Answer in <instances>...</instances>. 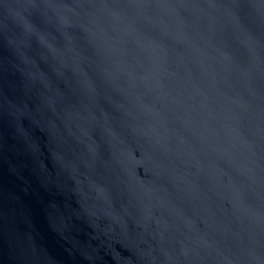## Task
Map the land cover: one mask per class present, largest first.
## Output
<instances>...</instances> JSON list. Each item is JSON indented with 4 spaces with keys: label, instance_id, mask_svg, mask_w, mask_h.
Wrapping results in <instances>:
<instances>
[{
    "label": "water",
    "instance_id": "water-1",
    "mask_svg": "<svg viewBox=\"0 0 264 264\" xmlns=\"http://www.w3.org/2000/svg\"><path fill=\"white\" fill-rule=\"evenodd\" d=\"M0 264H264V0H0Z\"/></svg>",
    "mask_w": 264,
    "mask_h": 264
}]
</instances>
